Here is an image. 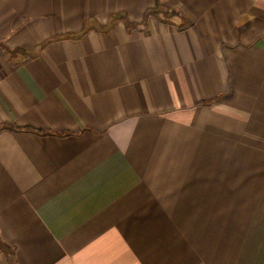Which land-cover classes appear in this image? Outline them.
I'll return each instance as SVG.
<instances>
[{
	"label": "crops",
	"instance_id": "0c3cea01",
	"mask_svg": "<svg viewBox=\"0 0 264 264\" xmlns=\"http://www.w3.org/2000/svg\"><path fill=\"white\" fill-rule=\"evenodd\" d=\"M159 5L0 0V264H264V0Z\"/></svg>",
	"mask_w": 264,
	"mask_h": 264
},
{
	"label": "trees",
	"instance_id": "16d2710c",
	"mask_svg": "<svg viewBox=\"0 0 264 264\" xmlns=\"http://www.w3.org/2000/svg\"><path fill=\"white\" fill-rule=\"evenodd\" d=\"M148 15L147 16H150V15H156L158 16L162 21L164 22H167V23H170L168 22L170 18H172L173 16L177 15L178 13L175 12V11H169V10H164L163 8L160 7L159 5V0H157V6L155 7V9L153 10H149L148 11ZM119 19L123 18L125 21H126V26L128 28L129 31L133 30L134 28L136 27H139L140 25L137 24V23H133L132 21H130L129 19L126 20L128 17L124 16V15H121L118 17ZM6 48V51L9 55V58H11V61L17 65V54L19 52H21L22 49H19V48H16V49H12V48H9V47H5ZM41 53V50H37L36 53H34L35 55L34 56H37V55H40ZM24 56L27 55V53L25 52L23 54ZM19 130H23V129H19ZM28 130H33L31 128H28ZM41 134H47L46 132H40Z\"/></svg>",
	"mask_w": 264,
	"mask_h": 264
}]
</instances>
